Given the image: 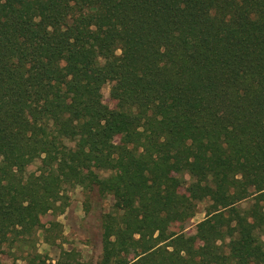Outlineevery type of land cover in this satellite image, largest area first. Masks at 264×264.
I'll list each match as a JSON object with an SVG mask.
<instances>
[{"label":"trees","instance_id":"trees-1","mask_svg":"<svg viewBox=\"0 0 264 264\" xmlns=\"http://www.w3.org/2000/svg\"><path fill=\"white\" fill-rule=\"evenodd\" d=\"M77 185L96 264H264V0H0V264Z\"/></svg>","mask_w":264,"mask_h":264},{"label":"rangeland","instance_id":"rangeland-1","mask_svg":"<svg viewBox=\"0 0 264 264\" xmlns=\"http://www.w3.org/2000/svg\"><path fill=\"white\" fill-rule=\"evenodd\" d=\"M101 92L103 102L114 107L110 84H105ZM36 164L30 166V170H34ZM68 194V206L61 214L48 211L40 215L43 228L35 233L31 244L15 249L5 247L3 264H30L29 256L36 252L52 262L92 260L94 264L97 263L101 253V218L111 209L112 197L100 196L96 190L86 191L79 185ZM206 205V201L199 202L193 218L182 226L176 224L172 228L192 233L196 223L205 217ZM51 224L52 230L45 232V228ZM262 239L264 240V234Z\"/></svg>","mask_w":264,"mask_h":264}]
</instances>
